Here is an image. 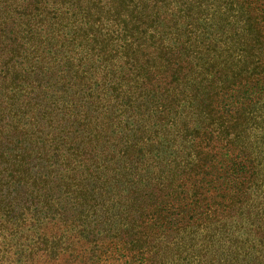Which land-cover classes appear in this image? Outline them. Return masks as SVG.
<instances>
[{"label":"trees","instance_id":"1","mask_svg":"<svg viewBox=\"0 0 264 264\" xmlns=\"http://www.w3.org/2000/svg\"><path fill=\"white\" fill-rule=\"evenodd\" d=\"M202 1L182 3L205 23H189L182 41L93 37L76 65L57 50L102 33L101 18L89 19L98 0H0V180L9 171L5 184L20 186L16 149L25 161L36 152L45 159L28 172L62 209L9 264H203L211 254L216 264L231 254L264 181V0H210L209 20ZM118 3L98 8L126 24L132 10L150 12ZM95 74L112 90L107 104L93 99Z\"/></svg>","mask_w":264,"mask_h":264},{"label":"rangeland","instance_id":"2","mask_svg":"<svg viewBox=\"0 0 264 264\" xmlns=\"http://www.w3.org/2000/svg\"><path fill=\"white\" fill-rule=\"evenodd\" d=\"M98 1L99 2H97L96 4L98 7H100L101 5L103 6V4L107 2L110 3L114 0ZM117 1L121 2L122 0H115L116 6L119 5ZM123 1L127 2V0ZM131 1L132 3H136L137 1H145V5H150L149 14L142 17L137 11L132 10L133 14L132 16H129L131 22L129 24H126L124 22V18H120L114 13L107 15L105 11L101 14V10L98 7H94L92 5L93 7L91 6L89 19L101 18L100 22H97L95 25L96 28L100 27V29H102L101 34L96 30L92 35L91 28L89 37L92 38L91 41L88 42L84 40L82 41L83 45H81L79 44V42H81L79 38L76 42H74L75 44H77V46H75L73 42L71 43L70 37H66L65 39H63V42L65 41V44L61 48L60 44L62 38H60V34L57 38L56 29L53 30L54 37L52 38L51 35L49 36V39L52 38L51 40L55 41L60 38V41L58 42V48L60 49H58L57 51H61L62 54L60 55L62 57H72L75 64L77 65L79 64L80 58L86 59V56H89V53L88 55H86L84 53H79L78 51H80V49L84 47V45L89 49V47H91L95 42V40H93V37L97 38L98 41L106 40L107 42L108 38L119 37L121 33L123 34V32L125 31L129 35H132L134 37H145L147 42L154 44L155 47H158L163 40L167 41L172 37L177 39L180 38V40L182 41V39H184L186 35H184V30L189 23H192L194 25L193 28L199 25H201V27L205 26V23L203 21H196V13H193L192 15L190 14V16L189 14H187V10L184 9L185 6L182 5V3L187 0H128L129 3ZM207 2L209 3L210 0L202 1L203 6L205 7V12L202 18H206L209 20L211 16L210 12H212V6L210 9V6ZM82 9H85L86 11L90 10L88 2L83 4ZM195 9L197 8L195 7ZM68 15H72V12ZM117 17L121 19L120 23ZM82 18V16L78 15L74 16L73 20ZM73 25L74 27H77V24ZM208 29L209 28H207L206 30ZM67 31H69L68 36H71L74 33L72 29ZM80 31V35L85 36L88 34L85 32V30ZM223 37H227V33L226 36L224 34ZM87 48H85L86 51ZM73 50H77L76 55L74 52H72ZM54 52L55 50H53V53ZM53 53H51L50 56L54 57L55 54ZM49 63H51V59ZM87 69V65L83 63L81 66V71H86ZM86 73L91 74L92 72ZM72 74H74V72H72ZM94 77H96V74L92 76L89 81L91 83L90 88L98 90L94 93L93 99L94 101H99L100 105H104L105 102L107 104L106 99L110 97V93L112 90H108L107 87L103 86L101 80H99V85L101 86L98 88V80H96V78ZM72 80H74V77H68L65 80V83H71ZM115 95L116 92L115 94L113 93V97ZM119 98L125 101H129L128 97H122V95H119ZM0 126H2L1 122ZM257 131L261 130L258 129ZM258 144L259 150H263L264 142L258 140ZM16 152L17 157L13 162H15L14 164L16 165L17 171H19V173L24 177V180L21 182L20 186H18L19 183H16L14 186L6 185L5 183L7 182V180L12 177V173L5 170L2 171L3 173H5L6 178L2 181L0 180L2 183V185L0 184V219L3 221L1 222L0 220V264H9L12 260L23 257L21 254L22 250L29 252L31 246H33L34 248L37 247L38 242L33 243V241L35 240L31 238L34 235L37 236V229L40 223L44 222L45 218H50L51 215L53 216L56 208L58 209V214L62 212V209H60V205L53 206V204L55 203L53 202V200L58 196L57 192L53 193L48 189H46L45 191V182H42L41 179H39V175L34 172H28V169L30 167H33L34 171H37L39 167L38 164L45 158H40V154L33 152L32 156L25 161L22 160V158H19V150L16 149ZM21 163H24V165L21 166ZM262 168L264 176V164H262ZM12 181H15V179H12ZM25 182L26 185L24 184ZM97 201L99 202V200ZM252 203L256 206L255 210L249 217L246 213L243 214L242 220H239L237 226L235 227L239 231L240 236H234L235 238H233L229 242L231 248L228 251L231 254L219 258L220 261H217L216 264H264V181H262L261 189L258 191ZM18 229L19 232L22 231V233H27L29 238L27 236H23L19 239L21 233L18 232ZM68 229H70V227ZM5 235L7 236L4 237ZM216 250L217 246L213 248L212 253H214ZM15 251H17L16 254ZM213 256L214 255L211 254L207 259H202V263L208 264L206 262L207 260L213 261ZM191 259H193L195 263V261H197L198 259V256L196 255Z\"/></svg>","mask_w":264,"mask_h":264}]
</instances>
